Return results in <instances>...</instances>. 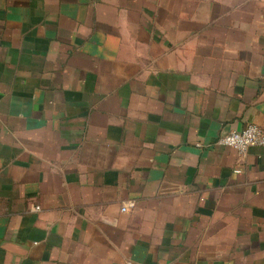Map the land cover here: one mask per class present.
I'll list each match as a JSON object with an SVG mask.
<instances>
[{
  "label": "crops",
  "instance_id": "1",
  "mask_svg": "<svg viewBox=\"0 0 264 264\" xmlns=\"http://www.w3.org/2000/svg\"><path fill=\"white\" fill-rule=\"evenodd\" d=\"M250 124L264 0H0V264H264Z\"/></svg>",
  "mask_w": 264,
  "mask_h": 264
},
{
  "label": "built area",
  "instance_id": "2",
  "mask_svg": "<svg viewBox=\"0 0 264 264\" xmlns=\"http://www.w3.org/2000/svg\"><path fill=\"white\" fill-rule=\"evenodd\" d=\"M217 145L229 147L245 154L252 147H264V130L257 125L250 124L241 132L234 131L220 137ZM133 206L134 204L130 203L122 210L125 212ZM35 210H40V207H36Z\"/></svg>",
  "mask_w": 264,
  "mask_h": 264
}]
</instances>
